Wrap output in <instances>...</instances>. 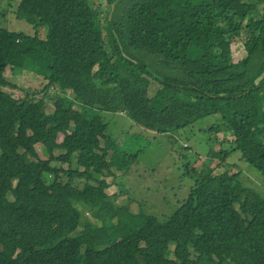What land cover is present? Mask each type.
<instances>
[{
  "label": "trees",
  "instance_id": "16d2710c",
  "mask_svg": "<svg viewBox=\"0 0 264 264\" xmlns=\"http://www.w3.org/2000/svg\"><path fill=\"white\" fill-rule=\"evenodd\" d=\"M116 1L113 12L90 0H18L8 15L34 33L0 27V264H264V193L228 162L239 151L264 174V0H182L175 18L173 0ZM236 43L247 53L237 64ZM17 60L47 81L44 97L1 88ZM104 112L143 130L118 140ZM216 115L234 137L220 151L225 172L202 176L169 215L115 203L106 176L122 185L114 169L132 173L133 143Z\"/></svg>",
  "mask_w": 264,
  "mask_h": 264
},
{
  "label": "rangeland",
  "instance_id": "374dc122",
  "mask_svg": "<svg viewBox=\"0 0 264 264\" xmlns=\"http://www.w3.org/2000/svg\"><path fill=\"white\" fill-rule=\"evenodd\" d=\"M90 1L96 9H111L114 12L115 3L110 5V0ZM118 1L122 0H117L116 4ZM17 4L18 0H0V27L10 28L16 32L34 33L33 26L26 21L14 18L12 13L13 17L8 15L11 5L16 7ZM169 4L172 18H175L176 15L179 16L186 6V2L182 0L169 1ZM232 54L236 64L243 61L247 57L244 43L233 45ZM29 66L31 63L17 60V63L4 74L5 80L1 83V88L10 92L17 99L44 97L49 92L46 90L48 83L43 76L29 69ZM165 71L168 74L176 75L174 71H168V69ZM159 87L160 84L157 81H152L149 88L150 94H155ZM57 91L60 93V90ZM103 116L108 122L109 133L115 135L118 140L120 139L118 135L127 133V130H131L133 133L143 130L127 115L118 112H104ZM147 133L151 134L148 140L142 136L132 144V152L140 151V158L136 163L132 157L130 159L132 173L123 172V174L114 169L118 176L122 177L119 179L122 185L118 184V178L114 179L111 174L106 176V181L110 184L107 192L110 195H118L115 203L120 206L131 204V210L135 214L142 210L159 217L172 214L181 202L188 198L192 187L202 176L206 174L219 175L227 170L220 151L223 146L227 148L226 150L232 151L231 141L234 140V137L227 135L224 123L217 115L205 117L180 131L172 132L170 135H160L154 138V133ZM134 136L137 135H130L128 142H132ZM63 139L64 136L61 135L60 141ZM226 139L228 142L223 145L222 142ZM120 145L124 146L125 144ZM37 150L43 159H50L51 154L43 144H38ZM56 154L62 153L57 151ZM231 156L228 162L235 164L229 168V171L232 173L242 171L245 184L264 193V174L252 164L241 160V152H231ZM77 162L78 159L75 157L74 167L80 168L81 166ZM57 165L70 168V164L65 162H60ZM122 174L126 175L122 176ZM60 180L67 182L68 176L61 175ZM82 182V180H78L76 186L82 187ZM85 216L94 225H101L93 220L90 214L86 213ZM174 246H172L173 249Z\"/></svg>",
  "mask_w": 264,
  "mask_h": 264
}]
</instances>
